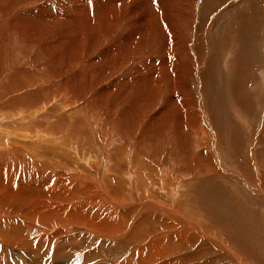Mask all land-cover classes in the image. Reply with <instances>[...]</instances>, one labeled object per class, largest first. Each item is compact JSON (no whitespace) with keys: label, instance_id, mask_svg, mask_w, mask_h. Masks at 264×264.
Returning a JSON list of instances; mask_svg holds the SVG:
<instances>
[{"label":"bare ground","instance_id":"bare-ground-1","mask_svg":"<svg viewBox=\"0 0 264 264\" xmlns=\"http://www.w3.org/2000/svg\"><path fill=\"white\" fill-rule=\"evenodd\" d=\"M150 2L0 0V264H54L47 258L71 239L66 226L138 240L162 195L178 209L163 212L169 244H187L190 232L208 239L183 216L195 213L186 186L224 173L222 137L190 88L200 67L185 3ZM145 245L118 264H165L168 244Z\"/></svg>","mask_w":264,"mask_h":264},{"label":"rangeland","instance_id":"rangeland-1","mask_svg":"<svg viewBox=\"0 0 264 264\" xmlns=\"http://www.w3.org/2000/svg\"><path fill=\"white\" fill-rule=\"evenodd\" d=\"M148 1L154 8L152 0ZM180 1L186 5L183 4L194 29L193 38L187 42L189 51L196 53L200 67L190 75V88L198 97L199 93L203 95L199 100L211 124L217 119L218 126L213 124L223 140L217 143L216 151L225 161L224 173L197 174L186 186L188 207L195 213L183 216L188 223L201 222L208 239L190 232L187 244H169L167 241L172 238L168 236L166 240L165 236L173 233L174 225L163 212L178 209L162 195L160 200L152 197L162 209L156 210L157 220L150 219V213L146 230L138 240H112L108 234L105 238L96 237L87 231L81 235L66 226L71 239L62 246V256L54 257L55 261L47 258L51 263L118 264L131 253L146 254V242L163 240L170 246L168 249L172 248V254L165 255L169 257L163 256L165 264H264V195L258 187L259 170L264 165V0H190L193 4ZM127 65H122L120 72ZM203 84L208 86L206 92ZM173 138L170 141L176 139L175 135ZM250 149L254 150L256 161L251 159ZM105 206H93L91 210L99 211ZM128 218L131 220V216ZM221 249L233 250L235 256H228ZM91 252L94 253L89 255Z\"/></svg>","mask_w":264,"mask_h":264},{"label":"snow or ice","instance_id":"snow-or-ice-1","mask_svg":"<svg viewBox=\"0 0 264 264\" xmlns=\"http://www.w3.org/2000/svg\"><path fill=\"white\" fill-rule=\"evenodd\" d=\"M158 2V0H153V3H157Z\"/></svg>","mask_w":264,"mask_h":264}]
</instances>
